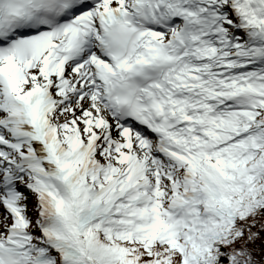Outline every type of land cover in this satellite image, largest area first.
<instances>
[{"label": "snow or ice", "instance_id": "snow-or-ice-1", "mask_svg": "<svg viewBox=\"0 0 264 264\" xmlns=\"http://www.w3.org/2000/svg\"><path fill=\"white\" fill-rule=\"evenodd\" d=\"M0 264H264V0H0Z\"/></svg>", "mask_w": 264, "mask_h": 264}]
</instances>
